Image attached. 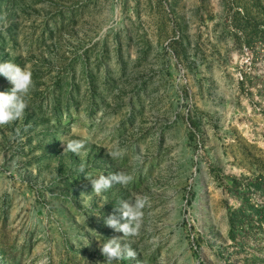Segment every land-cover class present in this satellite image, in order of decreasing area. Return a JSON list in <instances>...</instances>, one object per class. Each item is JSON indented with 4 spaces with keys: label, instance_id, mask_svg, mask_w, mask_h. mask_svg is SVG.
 <instances>
[{
    "label": "rangeland",
    "instance_id": "obj_1",
    "mask_svg": "<svg viewBox=\"0 0 264 264\" xmlns=\"http://www.w3.org/2000/svg\"><path fill=\"white\" fill-rule=\"evenodd\" d=\"M2 62L33 87L0 127V264H107L123 234L104 220L136 196L140 234L121 244L137 255L108 264L238 259L223 181L264 167V0H0ZM121 171L129 185L93 192Z\"/></svg>",
    "mask_w": 264,
    "mask_h": 264
},
{
    "label": "clouds",
    "instance_id": "obj_2",
    "mask_svg": "<svg viewBox=\"0 0 264 264\" xmlns=\"http://www.w3.org/2000/svg\"><path fill=\"white\" fill-rule=\"evenodd\" d=\"M0 75L5 77L12 85L10 91H0V127L6 126L20 118H22L25 109L28 107L26 97L33 87L32 72L27 68H22L12 62L0 63ZM64 145L63 153L71 152L77 156L82 153L85 148V142L80 139H72L62 141ZM112 159L120 158L124 155L122 150L107 151ZM84 172L83 166L79 169ZM89 178V177H88ZM91 179V178H90ZM133 177L125 172H116L107 176L101 174L96 179H91L92 189L97 195L107 191L114 184L126 187L132 181ZM147 204V198L136 196L132 200H125L120 203V215L115 213L109 214L104 223L107 227L112 228L115 232L122 233L108 239L101 245V253L105 257L107 264L113 260H120L125 256L128 259H134L136 252L131 247H122L121 239L125 237H136L140 234L143 209ZM123 221V222H122Z\"/></svg>",
    "mask_w": 264,
    "mask_h": 264
},
{
    "label": "trees",
    "instance_id": "obj_3",
    "mask_svg": "<svg viewBox=\"0 0 264 264\" xmlns=\"http://www.w3.org/2000/svg\"><path fill=\"white\" fill-rule=\"evenodd\" d=\"M224 179V190L237 200L235 206L225 207L229 252L239 255L226 264H264L257 253L264 244V167L256 175H225Z\"/></svg>",
    "mask_w": 264,
    "mask_h": 264
}]
</instances>
